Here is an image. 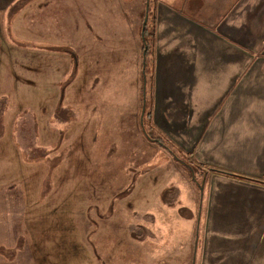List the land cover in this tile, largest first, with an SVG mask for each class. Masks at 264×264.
<instances>
[{
    "label": "crops",
    "instance_id": "0c3cea01",
    "mask_svg": "<svg viewBox=\"0 0 264 264\" xmlns=\"http://www.w3.org/2000/svg\"><path fill=\"white\" fill-rule=\"evenodd\" d=\"M147 1L155 10L150 119L179 149L211 170L202 207L204 226L200 231L196 227V232L184 221L197 224L199 215L191 208L201 193L188 175L189 180L181 179L180 172L167 182L177 191L184 220L176 215L171 231L168 206L152 191L143 198L136 196L137 208L144 206V210L132 209L128 224L116 220V200L111 207L109 201L107 206L101 201L91 208L96 209L94 214L86 210L85 221L77 220V208L85 199L74 202L77 187L87 188L90 175L96 172L100 177L99 169H144L147 160L131 161L130 155L142 152L128 140L124 142L128 151L120 149L130 159L128 166L120 165L116 156L112 162L102 156L93 159L95 150L90 151L89 145L75 149L57 145V137L66 141L73 134L67 122L72 106L74 118L89 125L77 128L74 138L112 137L116 142L117 136L123 139L136 133L128 124L119 134L116 124L121 126L123 116L142 104L139 26ZM58 12L64 24L58 21ZM72 40L76 44L84 40L76 72L73 51H68ZM62 108L64 114L57 119ZM101 121L106 123L100 126ZM28 129L35 151L25 145L23 153L14 136L17 132L24 139L21 133ZM99 142L97 154L106 148ZM9 160L16 177L3 173ZM0 168V252L8 244L4 234H13L16 257L22 246L25 253L29 242L33 264H51L55 257H45L47 250H55L56 256L57 249L67 248L82 249L86 259L107 258L86 264H116V246L128 249V257L140 255L134 264H165L167 251L176 249L174 245L182 250V242L181 248L186 243L196 248L190 264H264V0H0ZM106 174L102 184L116 189V177L105 179ZM145 178L150 180L148 188L158 185L157 177ZM104 185L97 186L100 200H110ZM106 209L112 225L104 221ZM138 216L147 217L144 221ZM72 218L77 225L66 226ZM71 228L77 239L97 233L98 241L76 244L49 239L52 234L64 238ZM121 230L148 234L144 241L131 236L129 241L114 240ZM102 233L112 235L109 246L104 242L110 238L100 237ZM250 233L255 234L253 241ZM172 237L175 240L170 241ZM95 247L104 250L99 254Z\"/></svg>",
    "mask_w": 264,
    "mask_h": 264
},
{
    "label": "rangeland",
    "instance_id": "374dc122",
    "mask_svg": "<svg viewBox=\"0 0 264 264\" xmlns=\"http://www.w3.org/2000/svg\"><path fill=\"white\" fill-rule=\"evenodd\" d=\"M65 1V0H64ZM148 4V5H147ZM147 5V7H144V13L143 14V18H142V22L141 25L139 26V33L141 34V30H142V26L143 23H145L146 21H148V23H153V21H155L153 19V16L155 17V10L153 8V6H151V4L149 3V1H147V3H145V6ZM70 6V3L69 5ZM63 7V6H62ZM143 8V6H141ZM147 12V17H144L146 15V11ZM64 10V7H63ZM58 11H61L58 9ZM60 12H58V21H60V24H64V16L59 14ZM66 16V15H65ZM78 21L80 20L79 17ZM87 19V18H86ZM88 20V19H87ZM67 21L70 23L72 22L70 19L67 18ZM91 24V23H90ZM150 30V29H149ZM77 39V38H76ZM150 40V39H149ZM83 41L84 40H79V43L76 44L73 40L72 43L70 45V47H68V51L70 54H72L71 51H73V72H76V59H78L77 55H79V53L84 49L83 46ZM141 43V40H140ZM58 44V43H57ZM62 46H65V44H63ZM83 47V49H82ZM64 50V49H63ZM151 53V52H150ZM152 57L147 58L146 60V67L145 70L142 68V45H141V81H140V90H139V94H140V100H141V106H137V109L132 110L131 112L125 114L124 117V121H119V124H122L121 126H119L118 124H116V131L117 133L119 132L118 130L123 129L125 130V128H128V124H131L133 126L132 129H136L135 132L136 133H131V137H124L123 139L120 138V136L115 137L116 138V142H112V137L111 138H93V137H89V138H74L75 134L74 131L76 132V129L82 126H85L86 128H89V125L87 124H83L80 121L78 122V119H75L73 116V113H75V108H69L70 110V119L67 121L70 125H71V130L73 132L72 136L69 133V140L67 139L65 141V139L57 137V145L58 146H63V145H68L71 148H86V145H89V150H95L94 153H92L93 159L97 160V157H101L102 159L104 158L105 161H111L113 160V158L116 156V160L118 159V162L120 163V165H127L128 166V162L130 159L128 158V156L124 154L120 153V149L123 151V149L125 151H128V149L126 148L124 142H126L127 140L130 141V144L134 143L136 150H139L142 153H138L137 155H135L133 158L130 155L131 161L132 162H142L144 160H147L146 165L147 167L143 168H116V169H102V170H97L99 173L101 172L102 175L100 177H98V173H94L92 176L90 175L88 177V180L90 181L89 186L87 188H85L84 184H82V186H78L77 188V194L78 197L77 199L74 201L75 203L81 204V198H85L84 199V204H82L83 206L77 208L78 212L76 214L77 220L78 218L80 219V221H85L84 220V215H85V211L87 210L88 213L91 212L92 214H94L96 212L95 210H92L91 208L93 207V209L98 205H100L101 201L102 204L104 206H107L108 203L111 206L112 205V201L116 200V208L118 210V213L116 215V220L119 221H124V223L128 224L129 222H131V215H134V212H132V209H138V210H144V206H142L141 208H137V203L138 201L136 200L137 197L139 198H143V196H146V193L149 195V193L152 191L154 192H158L157 197L159 199V202L162 201L163 205H165V207L168 206V213H169V220H170V224L168 226L169 231H171L170 227H172L173 225H176V221H178V216L176 217V215H180L181 220H183V215L181 214V208L178 209L179 205H178V201L176 200V194L177 191L173 186H169V184L167 183L168 181L170 182L172 179H176V176L178 174V172L181 173V179L183 180H189L188 178V173L183 170L181 168V166L177 163L174 162V160L171 158V156L164 150V145L166 146L169 145V143L167 144V142H171L173 146L178 147L173 141L170 140V138L166 135H164L156 126L155 124L152 122V120L149 118L148 119V112L150 111V104H151V75L154 76V71H155V60H156V50L153 49L152 53H151ZM152 65V66H151ZM145 73V74H144ZM74 75V74H73ZM75 79V77H74ZM64 91V89H63ZM75 94L77 93L78 96H80V90L75 89ZM61 94H63L62 90H61ZM73 98H77L75 96H72ZM116 106H120V105H116ZM115 106V108H116ZM98 106H95V108H97ZM112 107V106H110ZM92 113H95V110L93 111V107H91ZM109 113L112 112V109H108ZM116 110H118L116 108ZM60 111V109L58 108V112ZM98 112V110H96ZM109 113L105 114L108 115ZM136 116H134L135 114ZM64 114L63 108L61 109L60 114L57 116V119H60L59 117H61L60 115ZM94 115V114H93ZM99 115V114H98ZM97 117H100L98 116ZM132 117H135L134 120H132ZM63 118V117H62ZM136 121L138 122V126L136 125ZM144 121V127H141L142 122ZM135 122V123H134ZM105 121H101L99 122L100 126H102L103 124H105ZM125 123V124H124ZM61 121H57V125H60ZM123 126V128H122ZM89 131V130H87ZM70 132V131H69ZM91 132V131H89ZM25 134V138H19V134L16 132L15 136H14V143H16L19 146H22V151L23 153H25V151H27L25 149V145H27L31 150L35 151V149L33 148L34 145V138L32 135L31 130L28 129V132L25 130L23 131L21 134ZM145 133H146V137L151 141L156 140V142H151L146 140L145 137ZM120 134V132H119ZM59 138V140H58ZM165 138V139H164ZM9 139V138H8ZM7 139V141H8ZM96 139V141H95ZM110 142H107V140ZM25 141V142H24ZM100 141V142H99ZM104 141V142H102ZM99 142V145H104L106 148H103V152L100 153H96L97 146H95L97 143ZM121 142L123 143V147L121 146V148H119ZM7 143V142H6ZM142 143V145H141ZM54 145H56V143H54ZM161 146V147H160ZM67 147V146H65ZM68 148V147H67ZM82 148V149H83ZM59 149V148H58ZM69 149V148H68ZM116 149V154H114V150ZM145 150V153L143 152V150ZM166 149V148H165ZM80 150V149H78ZM81 151H85V150H81ZM180 152L186 154V158L188 159L189 164L191 163L193 165L194 168V172L197 175V177H199L202 174L208 175L207 173L210 172L211 170L209 168H205L204 166L199 165L193 158V156L191 154L185 153L184 151H182L181 149H179ZM38 152V151H37ZM103 153V154H102ZM91 154V153H90ZM89 154V155H90ZM168 154V155H167ZM28 155V154H26ZM79 155H81L79 153ZM181 159L183 161H186L187 159L183 158L180 155ZM151 163V164H150ZM149 164V165H148ZM14 164L12 162H8V166L5 167L3 170V173L5 174V176L7 177H16L14 176L16 169L13 166ZM149 166V167H148ZM141 167H144L143 165H141ZM212 169V168H211ZM95 170V169H94ZM1 171V168H0ZM96 171V170H95ZM109 172L108 177L107 174L105 175V179H109V178H113V175L116 177V189H113V186H110L112 189H110V187L105 186L103 183L104 177H103V172ZM135 172V173H134ZM8 173V175H7ZM124 175V176H122ZM146 175L154 177L156 179V183L158 185H153L150 186L149 188L146 186V183L150 180H146ZM188 175V176H187ZM19 177V176H17ZM124 177H127V179H124ZM191 181V179H190ZM106 182V181H105ZM104 182V183H105ZM206 182H207V176L205 177V180L203 182V190L200 191L198 190V188H196L198 191H200V198L199 196L196 198V202H194V206L191 208L192 212L194 214L198 213V217L196 219V223H192V219H186V221H184L186 223L185 226L188 225L191 226L192 228H195V232H196V227L197 230L200 231V229H202V226H204V217H202L203 214V206H204V202L207 196V189H206ZM121 183V184H120ZM108 184V183H107ZM168 184V185H166ZM104 185V189L106 191L107 196L112 195L110 197V200H107L106 197H104V199L102 198V200H100L101 197V193L100 191L97 189V186L100 188V186ZM109 186V185H108ZM194 186V185H193ZM11 187V186H10ZM23 187V186H21ZM75 187V186H73ZM107 187V188H105ZM18 186L16 187H12V191L17 189ZM109 188V189H108ZM195 190V189H194ZM132 191V192H131ZM15 192H19V191H15ZM131 192V193H130ZM149 192V193H148ZM197 195V191H194ZM130 194V195H129ZM132 194V195H131ZM106 196V195H105ZM130 196L132 197V199L130 198ZM137 196V197H136ZM87 198V199H86ZM162 199V200H161ZM15 201V200H14ZM109 201V202H108ZM16 202V201H15ZM140 203H145L143 200L140 201ZM133 204V205H132ZM76 206V205H75ZM111 215L110 210L106 209V213H105V219L104 221L107 222V224H111L112 225V218L110 219V221H108V215ZM186 214V213H185ZM8 217V216H7ZM147 217V216H146ZM146 217L144 216H138V219H141L145 221ZM186 218V217H185ZM9 219V217H8ZM89 219H92L94 221H98L101 218H96V217H90ZM11 220V219H10ZM77 220H73L72 219H68V223L66 226H73V225H77ZM51 221V217H47V223H49ZM102 221V220H101ZM8 222H10L8 220ZM174 222V223H173ZM61 225L63 226V224L61 223ZM143 225H139L137 228L142 227ZM102 228V227H101ZM117 228V227H116ZM123 227H121L120 229H122ZM122 231V230H121ZM10 234V233H9ZM148 234V233H147ZM144 231L142 233L139 232H135V233H128V232H118L116 234H114V240L119 241V240H124V241H129L130 237L138 240V241H144V237H146L147 235ZM170 234V233H169ZM168 234V235H169ZM5 236L3 237L5 241V243L7 244L5 249H2L0 253L3 254V257L0 256V264H33L32 263V250L30 248H28V244H30L29 242H26V246L25 250L23 253V246H22V250L19 252V257H16V253H17V249L16 247H13V240H15V237L13 234H10V237L8 236V234H4ZM167 235V238H168ZM174 234H172L171 236H173ZM199 235V233H198ZM255 234L250 233L249 237L250 240L249 241H253L252 237ZM77 236H79L77 234V232L71 228L68 229L65 234H64V238L62 235L59 234H52V236L49 238L52 241H57V242H67V243H80V242H89V241H96L97 240V233L95 234H89V236H85L84 238H79L77 239ZM103 236H107L108 240H105L104 245L105 246H109V244H111L113 238L112 235L110 234H106V233H102L100 234V237ZM7 237V238H6ZM95 239H94V238ZM61 238V239H60ZM11 239V240H10ZM175 240L174 237L170 238V241ZM98 241V240H97ZM103 242V241H100ZM183 243V242H182ZM181 244V247H183V245ZM185 243V242H184ZM97 244V243H96ZM156 246V244H154ZM174 247L176 249H170L169 251H167V262L165 264H190L191 261V255L196 253V248L195 251L193 250V248L190 246L189 244H185L184 248L179 247L182 250L177 251V247L174 245ZM197 248H198V244H197ZM93 251H97V253H102L104 249H99L98 247L92 248ZM92 249H88V251L90 252V250ZM96 249V250H94ZM143 251L142 249H139V252ZM157 251V250H156ZM164 251V250H163ZM194 251V252H193ZM82 249L79 248H67L65 249H57L56 250V256H55V250H47V252L45 253L46 256L45 257H55L53 263L51 264H86V262H91L94 260H99V263H102L104 261H107V258H101V257H96V258H92L90 257V259H86V257L82 256L81 254ZM84 252V250H83ZM129 250L126 248H121V247H117L116 246V264H128L127 262L130 263H137L136 261H139V259H141L140 255L136 254V253H132V255L130 257L128 254ZM183 252V254H182ZM42 256H43V251L41 250ZM166 253V251H165ZM128 257V258H127ZM38 259H41V257H38ZM196 259V254H195V258ZM254 259V258H251ZM261 259V258H260ZM259 259V260H260ZM160 260V259H159ZM197 260V259H196ZM48 264V262H42V264ZM156 264H161L160 262L156 263ZM196 264V262H195Z\"/></svg>",
    "mask_w": 264,
    "mask_h": 264
},
{
    "label": "trees",
    "instance_id": "16d2710c",
    "mask_svg": "<svg viewBox=\"0 0 264 264\" xmlns=\"http://www.w3.org/2000/svg\"><path fill=\"white\" fill-rule=\"evenodd\" d=\"M147 12L148 11H146V15L144 17H147V15H148ZM153 19L155 20L154 16H153ZM141 32L142 33L140 34V40H141V45H142V68L145 70L146 60H147V58L152 57V55H151L152 50L155 49V21H153V23H151V24L148 23V21L143 23ZM151 79H152V77H151ZM150 115H151V113L149 111L147 114L148 119L150 118ZM141 127L142 128L144 127V121L142 122ZM145 137H146V133H145ZM146 140L151 141V139L149 140L147 137H146ZM151 142H156V140L151 141ZM168 143H169L168 146L163 144L164 147L166 148V149L164 148V150L171 156V158L174 160L175 163L179 164L181 166V168L188 173L194 187L198 188V190L202 191L203 190V182L205 180V177L208 175L202 174L199 177H197V175L194 172L195 170L193 168V165L191 163L189 164L188 159L186 158L187 157L186 154L180 152L179 148L173 146L171 142H167V144ZM180 155L187 160L183 161L181 159Z\"/></svg>",
    "mask_w": 264,
    "mask_h": 264
}]
</instances>
